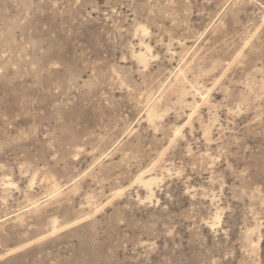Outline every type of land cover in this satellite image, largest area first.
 I'll use <instances>...</instances> for the list:
<instances>
[{
	"label": "rangeland",
	"instance_id": "374dc122",
	"mask_svg": "<svg viewBox=\"0 0 264 264\" xmlns=\"http://www.w3.org/2000/svg\"><path fill=\"white\" fill-rule=\"evenodd\" d=\"M0 264H264V0H0Z\"/></svg>",
	"mask_w": 264,
	"mask_h": 264
}]
</instances>
